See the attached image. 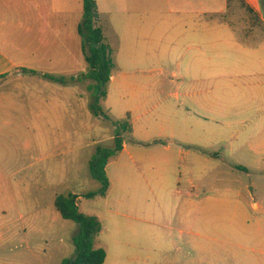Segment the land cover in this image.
I'll return each instance as SVG.
<instances>
[{
	"label": "rangeland",
	"instance_id": "374dc122",
	"mask_svg": "<svg viewBox=\"0 0 264 264\" xmlns=\"http://www.w3.org/2000/svg\"><path fill=\"white\" fill-rule=\"evenodd\" d=\"M94 1L115 61L98 113L95 81L84 76L89 52L82 36L81 57L67 56L69 44L66 56L54 60L58 72L48 76L60 83L15 70L0 77V264L75 257L78 226L62 218L54 200L101 188L89 162L98 148L114 147L113 122L127 112L133 132L125 151L107 163L106 194L77 201L101 223L94 247L106 250L103 264H208L217 252L209 251L213 242L200 214L233 210L238 200L249 212L264 209V191L251 195L260 183L256 173L237 168L264 157L250 147L239 123L245 108L237 105L255 96L264 115L250 72L264 66V29L244 27L264 17V0H249L258 16L238 0L227 9L226 0ZM50 3L55 12L72 14L70 21L83 17V0ZM9 7L2 0L3 11ZM133 13L168 24L148 37L154 48L138 59L125 51ZM255 126L251 137L264 122ZM181 212L192 213L187 221L199 228L186 226Z\"/></svg>",
	"mask_w": 264,
	"mask_h": 264
},
{
	"label": "crops",
	"instance_id": "0c3cea01",
	"mask_svg": "<svg viewBox=\"0 0 264 264\" xmlns=\"http://www.w3.org/2000/svg\"><path fill=\"white\" fill-rule=\"evenodd\" d=\"M244 2V8L247 11L249 9L253 14L259 15L249 0H244ZM8 3L10 4L9 9L3 11L2 0H0V77L15 70V74L25 73V77L40 74L48 81L60 83L58 77L47 76L49 73L58 72L54 60L60 59V56H66L65 49L69 44H72L73 50L67 56L71 57L76 54L78 57L82 56V37L78 32L82 17L78 15V24L72 28L70 23H77L70 21L72 14L55 12L50 0H8ZM228 7L229 4L226 0V9ZM78 13L80 14V12ZM131 15L134 16L136 22L131 27V41L127 42L128 39L125 36V51L131 54L132 58L138 59L142 53L145 56L147 52H150V49L154 48L153 43L149 44L151 40L148 37L154 36L155 33L160 34L163 32V27L168 24L166 21H160L158 24L156 21L141 19L139 13ZM140 24H144L146 28L142 29ZM228 25L235 29V25L231 24V21H228ZM244 27L264 29V17L259 15L257 19H248ZM255 49L263 48L254 47ZM63 68L62 66L60 71H63ZM70 72L74 71L70 70ZM250 72L257 77L251 85L257 86L260 91L258 102L264 106V66L250 70ZM21 77L24 78V76ZM21 77L17 76L16 80L18 81ZM71 83H75L74 78ZM255 98V96L250 98L251 102L247 104L248 107L245 106V99L237 101L239 108H245L239 113V123L246 127L243 132L251 142L250 147L258 151L257 153L264 154V127L256 137L250 136L251 132L256 131L254 128H257L258 125L255 126V124L264 122V115L258 114L261 111L255 109V105L252 103V99ZM126 144L125 141L120 152L125 151ZM237 168L256 173L260 183L255 184L251 193L253 197L257 188L260 189V193L264 191V157L253 159L245 166L241 165ZM242 206V202L238 200L233 210L200 214L199 218L204 220L200 224L208 227L206 239L213 242H207V244H212L209 251L217 252V258L208 261V264H264V209L249 212L242 209ZM191 215L190 212H181L180 214L181 219H186L185 225L193 231L194 228H199V225L187 221Z\"/></svg>",
	"mask_w": 264,
	"mask_h": 264
},
{
	"label": "trees",
	"instance_id": "16d2710c",
	"mask_svg": "<svg viewBox=\"0 0 264 264\" xmlns=\"http://www.w3.org/2000/svg\"><path fill=\"white\" fill-rule=\"evenodd\" d=\"M232 1L234 0H227L229 5ZM238 1L245 6L244 0ZM248 11L251 12L249 9ZM97 19L95 1L83 0V17L79 26V33L83 37L84 45L88 46L89 53L85 54L88 72L84 76L95 81L94 86L97 89V95L92 108L96 113L99 109V100L106 98L105 86L115 67L113 51L106 43L104 28L99 25ZM113 126L115 127L114 147L98 148L93 160L89 162L90 176L100 182L101 188L98 191H89L83 195L59 194L54 200L55 208L62 218L71 220L78 226V232L72 238V243L76 248L75 257L63 259L60 264H103L105 262L106 250L103 247H94V239L101 231V223L96 217L81 212L77 201L80 197L93 198L98 193L105 195L109 188L106 165L111 158L120 153L126 138L132 133L131 114L127 112L125 117L113 122Z\"/></svg>",
	"mask_w": 264,
	"mask_h": 264
}]
</instances>
